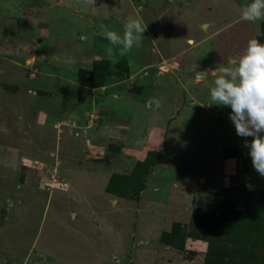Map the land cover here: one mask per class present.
<instances>
[{
  "label": "rangeland",
  "instance_id": "rangeland-1",
  "mask_svg": "<svg viewBox=\"0 0 264 264\" xmlns=\"http://www.w3.org/2000/svg\"><path fill=\"white\" fill-rule=\"evenodd\" d=\"M249 3L0 0V264H264L253 137L207 105L264 43ZM135 18L120 56L100 33Z\"/></svg>",
  "mask_w": 264,
  "mask_h": 264
},
{
  "label": "clouds",
  "instance_id": "clouds-1",
  "mask_svg": "<svg viewBox=\"0 0 264 264\" xmlns=\"http://www.w3.org/2000/svg\"><path fill=\"white\" fill-rule=\"evenodd\" d=\"M85 5H95V0H81ZM242 19L255 23L264 20V0H251L242 9ZM145 26L141 19H129L124 24L123 35L116 31L104 30L100 33L111 46L119 48V55L124 56L134 47H140ZM86 39V37H82ZM109 59L113 57V47L107 50ZM229 66L211 72L219 75L210 90L211 102L208 106L230 107V120L236 134L243 138L253 137L249 148L254 169L264 177V43L257 39L248 41L246 51L238 59H230ZM198 77H202L198 75Z\"/></svg>",
  "mask_w": 264,
  "mask_h": 264
},
{
  "label": "trees",
  "instance_id": "trees-1",
  "mask_svg": "<svg viewBox=\"0 0 264 264\" xmlns=\"http://www.w3.org/2000/svg\"><path fill=\"white\" fill-rule=\"evenodd\" d=\"M97 64H98V67L101 65V62L99 61H97L96 62ZM105 62H103V64H104ZM122 63H124V65H126V67H127V62L124 60V62H122ZM106 66V65H105ZM103 70V69H102ZM132 176H136V175H132ZM112 178H116V175H111V177H110V180H109V182H108V184L106 185V191H108V192H113V193H115L114 191H112L111 190V188H110V184H112V181H113V179ZM135 179H136V177H135ZM146 177L145 178H143L141 181H140V186H141V189L142 188H144V186H145V183H146ZM233 224L236 226V227H238L240 224H239V222H241V216H240V218H235L234 220H233ZM260 231H262V229L260 230ZM169 244H172L171 242H169ZM177 247H180V248H182V245L180 246V245H176ZM236 264H240V263H236Z\"/></svg>",
  "mask_w": 264,
  "mask_h": 264
},
{
  "label": "water",
  "instance_id": "water-1",
  "mask_svg": "<svg viewBox=\"0 0 264 264\" xmlns=\"http://www.w3.org/2000/svg\"><path fill=\"white\" fill-rule=\"evenodd\" d=\"M203 26L205 27V25H203ZM154 35L157 37V33H156V31H155ZM205 74H206V70H197V71H196V75H197V76H198V75L203 76V75H205ZM149 105H150V103H149Z\"/></svg>",
  "mask_w": 264,
  "mask_h": 264
},
{
  "label": "bare ground",
  "instance_id": "bare-ground-1",
  "mask_svg": "<svg viewBox=\"0 0 264 264\" xmlns=\"http://www.w3.org/2000/svg\"><path fill=\"white\" fill-rule=\"evenodd\" d=\"M205 70V69H204ZM206 73H207V70H206Z\"/></svg>",
  "mask_w": 264,
  "mask_h": 264
},
{
  "label": "crops",
  "instance_id": "crops-1",
  "mask_svg": "<svg viewBox=\"0 0 264 264\" xmlns=\"http://www.w3.org/2000/svg\"><path fill=\"white\" fill-rule=\"evenodd\" d=\"M150 105H152V104L150 103Z\"/></svg>",
  "mask_w": 264,
  "mask_h": 264
}]
</instances>
